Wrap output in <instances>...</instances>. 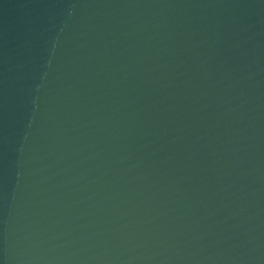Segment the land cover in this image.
I'll list each match as a JSON object with an SVG mask.
<instances>
[{
  "label": "water",
  "instance_id": "obj_1",
  "mask_svg": "<svg viewBox=\"0 0 264 264\" xmlns=\"http://www.w3.org/2000/svg\"><path fill=\"white\" fill-rule=\"evenodd\" d=\"M0 264H264V0H0Z\"/></svg>",
  "mask_w": 264,
  "mask_h": 264
}]
</instances>
